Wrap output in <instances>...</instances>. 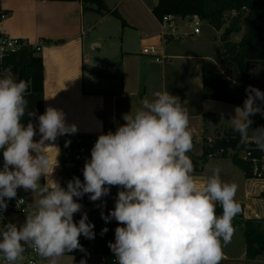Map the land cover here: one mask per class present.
Segmentation results:
<instances>
[{"label":"clouds","instance_id":"clouds-1","mask_svg":"<svg viewBox=\"0 0 264 264\" xmlns=\"http://www.w3.org/2000/svg\"><path fill=\"white\" fill-rule=\"evenodd\" d=\"M27 92V82L11 68L0 72V218L19 188L38 196L22 224L0 226L5 264H23L26 248L47 264H59L74 250L84 252L79 238L95 239V226L86 212L74 221L82 209L77 199L88 194L95 202L114 186L120 189L115 207L108 215L102 211L101 218L118 224L115 242H108L115 264H220L222 248L235 232L232 221L241 211L238 185L224 181L219 167L203 180L194 175L189 111L178 96L168 90L145 96L140 108L123 115L125 123L98 136L83 166V181L73 177L65 188L51 178L59 162L52 163L47 149L58 137L76 134L78 126L52 106L38 116L29 111ZM245 92L243 105L234 107L229 120L240 146L254 144L264 152V126L252 127L253 116H264V92L252 85ZM107 232L105 227L101 234Z\"/></svg>","mask_w":264,"mask_h":264},{"label":"crops","instance_id":"crops-1","mask_svg":"<svg viewBox=\"0 0 264 264\" xmlns=\"http://www.w3.org/2000/svg\"><path fill=\"white\" fill-rule=\"evenodd\" d=\"M12 1L0 0L3 12L0 34L21 38L31 45L41 44L43 113L48 106L63 110L66 122L78 126L76 134H97L122 125L123 115L131 110L135 112L141 107L142 99L156 90H168L188 108L193 133L190 157L202 154L203 137L216 131L233 130L229 119L234 116L236 105L207 99L203 90V60L216 61L221 52L215 40L218 31L214 28L212 32L204 26L203 36L201 32L193 33L192 26L184 33L177 27L179 21L185 18L192 21V17H178L175 26L169 29L178 38L166 40L169 34L163 33L160 19L153 13L157 0H105L109 11L104 14L95 5L85 6L83 0H29L32 5L26 16L35 22L30 30L23 25L25 19L23 23L17 20ZM146 47H154L162 59L156 60L155 54L144 53ZM74 135L58 137L54 147L47 149L52 163L59 162L51 178L65 188L73 176L63 169L62 143L72 142ZM91 149L84 162L91 158ZM214 167L221 169L224 181L238 185L235 199L244 206V218L264 219V199L260 197L264 192V178L247 176L229 155L210 157L204 169L195 171L194 175L203 180ZM119 190L115 186L111 188L106 196L109 198L106 208L115 207ZM28 198L34 206L38 196L28 191ZM77 202L82 209L74 218L85 213L87 204L85 196ZM94 214L87 213L88 218ZM17 216H8L7 223L15 222ZM234 228L231 241L222 248L220 264H264V256L247 260L244 233L240 227ZM72 253L71 259L59 264H74L77 250L69 254ZM82 259L87 264H105L96 246Z\"/></svg>","mask_w":264,"mask_h":264},{"label":"trees","instance_id":"trees-1","mask_svg":"<svg viewBox=\"0 0 264 264\" xmlns=\"http://www.w3.org/2000/svg\"><path fill=\"white\" fill-rule=\"evenodd\" d=\"M83 3L85 6L95 5V9L101 14L109 11L105 0H83ZM245 11L248 15L243 21L245 33L242 40L219 46L221 52L218 53L216 61L209 58L203 60V90L207 99L242 106L247 95L245 92L247 86L252 85L264 92V0H157L153 7V13L158 19L166 15H171L174 19L198 16L215 30H220L226 23L228 13ZM0 13H3L1 9ZM113 14L119 17L116 11H113ZM122 22L124 23V20ZM173 37L169 34L166 40ZM1 66L2 69L11 68L17 79L28 80L29 90L26 95L29 102L28 110L34 111L37 116L43 114L44 68L40 52L31 45L24 46L20 51L8 54ZM31 119L34 125L38 126V120L35 117ZM252 119L253 128L264 126V116L256 114ZM28 120L26 114L24 122L27 123ZM201 145L202 154L190 157L197 172L204 169L210 155L226 157L231 150L233 154L229 156L232 161L247 176L252 177L251 163L243 158L244 152L250 150L254 156H264V152L256 150L254 144L240 146L239 134L234 130L216 131L209 137L205 136ZM61 162L64 170L83 181V173L73 158L71 148L62 146ZM260 197L264 199V192ZM239 204L241 211L232 223L234 227H240L244 233L247 260H255L264 256V219H245L244 206ZM113 209L114 207L97 209L95 214L88 218L95 226L93 229L95 239L89 240L83 235L80 236L79 242L85 251L77 250L74 264H79L81 258L92 251L93 246L98 247L104 256L105 264H115V257L108 247V242H115V228L118 224L112 220L106 223L101 218L102 211L106 215ZM216 212L217 215L222 212L219 204L216 205ZM80 218L81 216H77L74 221L78 222ZM24 219V216L18 215L15 223L22 224ZM105 227L108 228V232L102 235L101 231Z\"/></svg>","mask_w":264,"mask_h":264},{"label":"built area","instance_id":"built-area-1","mask_svg":"<svg viewBox=\"0 0 264 264\" xmlns=\"http://www.w3.org/2000/svg\"><path fill=\"white\" fill-rule=\"evenodd\" d=\"M3 17V13H0V25H1V19ZM175 19L171 15H166L162 19H160L163 33L165 35L172 34L175 38H178V34H173L174 30L170 32V28H173L175 26ZM192 21L194 23L193 26V33L199 34L201 32V26L203 24V21L198 17L194 16L192 17ZM170 32V33H169ZM28 42L21 38H15V37H9L6 35L0 34V72L2 69V63L5 59V57L10 54L17 51H20L24 46H29ZM33 48H35L37 51H40L42 46L41 44L38 45H31ZM143 52L146 54H155L156 60H161L159 55H157V51L154 47H146L143 49ZM116 128H107L101 133L107 134L109 131H115ZM101 133L97 134H75L72 138V142L69 146L66 148H71L73 153V158L78 164V168L82 171L83 166L85 164V158L88 150H90L95 141L97 140L98 136ZM39 139V136L36 137ZM62 145L65 147V143H62ZM223 151V149L221 150ZM1 161L0 166H2L3 163V157L2 153H0ZM210 157H214L213 155H210ZM243 158L248 160L251 163V173L252 177L254 178H264V156H254L250 150H247L244 152ZM23 200L24 203L17 204L18 200ZM85 205V212L92 213L97 210L94 208L91 204L86 202ZM31 206H33L29 202L28 198V191H25L23 188H19L17 190V198L12 199L8 201V207L6 211L3 212V217L0 218V226L7 223V218L10 215L16 214V215H22L25 216L28 211H30ZM109 214V213H108ZM106 214V215H108ZM112 221L116 222L115 219H112ZM71 253V252H70ZM24 261L23 264H45L44 260L38 256V254L33 251L32 249H26L24 253ZM0 264H5V262L0 259Z\"/></svg>","mask_w":264,"mask_h":264},{"label":"rangeland","instance_id":"rangeland-1","mask_svg":"<svg viewBox=\"0 0 264 264\" xmlns=\"http://www.w3.org/2000/svg\"><path fill=\"white\" fill-rule=\"evenodd\" d=\"M12 5L15 7L16 14L18 15L17 20L21 21L23 23V20L25 19L24 26L27 27V29L33 30L35 22L31 16H26L29 12V6L32 4L29 0H13ZM248 15V12H236V13H228V17L226 19V23L222 26V28L218 31L215 37L216 43L218 46H223L228 43H238L242 40L243 35L245 33V27H244V19ZM9 24V22H8ZM191 26L193 28L194 23L193 21L185 18L184 20L179 21V26H177L180 31H184V33H188L191 29ZM207 27L210 31L215 32L212 27L207 24L206 22L201 28V34L203 36V27ZM219 48V47H218ZM202 143V141H201ZM199 148V144L197 145ZM233 154L231 150L228 151V155ZM1 161V156H0ZM97 247V246H96ZM98 248V247H97ZM74 253L69 254L66 253L65 256L61 257L59 260V263H65L67 260L71 259L73 257Z\"/></svg>","mask_w":264,"mask_h":264},{"label":"water","instance_id":"water-1","mask_svg":"<svg viewBox=\"0 0 264 264\" xmlns=\"http://www.w3.org/2000/svg\"><path fill=\"white\" fill-rule=\"evenodd\" d=\"M25 81L27 82L28 80H25ZM28 90H29V87H28ZM254 148L257 150L256 147H254ZM85 199H86V201H87L89 204H91V205H92L94 208H96V209H103V208H106L107 203L109 202V198H106V196H105V197H102L100 200H97V201L93 202V201H91V200L89 199V195L86 194V195H85Z\"/></svg>","mask_w":264,"mask_h":264}]
</instances>
